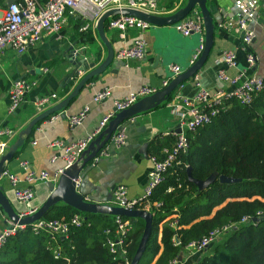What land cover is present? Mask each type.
Listing matches in <instances>:
<instances>
[{"label":"crops","instance_id":"0c3cea01","mask_svg":"<svg viewBox=\"0 0 264 264\" xmlns=\"http://www.w3.org/2000/svg\"><path fill=\"white\" fill-rule=\"evenodd\" d=\"M185 1L160 0V6L165 9L166 14H170L182 7ZM234 1H207L215 23L214 41L207 61L196 77L203 87L213 91L223 86L216 76L219 69H224L229 76H235L242 71L258 77L264 76V0H258L255 19L249 25L255 36L250 49L257 59L255 68L249 70L241 38L236 28L224 29L219 26L230 19L233 14ZM76 18L79 17L76 15L67 17L61 30L63 38L60 40L52 34H47L43 40L28 48L24 53H18L11 47L0 50V129L9 128L16 132L11 138L0 137V141H5L8 145L15 141L18 132L38 114L34 103L39 97L56 94L57 99L51 102L48 109L69 95L81 77L87 73L80 72L78 76L67 81L66 77L72 67L65 58V53L70 46L74 49L85 48L88 61H93L96 65L105 59L107 49L96 29L92 27L89 29L92 41H86L80 28L76 26ZM136 36L144 38L147 43L144 57L129 61L128 66L114 57L113 63L87 82L65 108L54 112L36 124L32 135L25 139L13 159L5 164L6 172L23 179L22 165L26 164L31 171H47L53 175L55 171L64 166V161L60 158L61 151L50 146L52 141L61 140L67 144L77 138L86 137L95 129L103 116L114 112L115 100L122 99L143 86L161 89L162 82L173 77L169 69L170 65H178L182 70L186 69L189 58L198 44V37L183 36L173 25H150L140 32L132 29L127 32L124 40L119 35L117 36L116 31L105 29V37L112 45L114 52L123 45L129 44ZM225 50L235 51L237 56L235 67L229 68L223 64L218 65L216 62ZM19 79L34 82L35 85L25 94L24 101L16 112L8 114V91ZM65 87L69 88L67 94H64ZM103 88H109L111 96L103 102H93L94 93ZM194 92V78H192L180 86L174 94L189 97ZM170 102L169 99L154 109L139 113L124 121L122 125L126 132L125 143L121 147H116L110 140L103 147V151H100L96 158L86 164L76 181L79 193L89 201L111 203L113 189L124 186L129 197L141 198L151 168L149 160L151 143L162 140L163 137H173L172 133L179 129V120L174 114L175 111L169 106ZM84 107H88L86 117L80 124L71 127L70 116ZM143 150L145 154L142 153ZM54 155L57 158L51 162ZM48 181H53V179ZM48 181H35L34 183L21 181L20 185L31 186L35 193L34 203L39 204L49 193L46 186ZM0 186L5 193L12 196L11 185L5 176L0 178ZM17 207L20 208L18 205ZM6 218L0 207V231L7 225ZM210 247L200 253L188 252L184 249L180 252L182 253L181 258L179 260L177 258L175 264H195L201 256L210 251Z\"/></svg>","mask_w":264,"mask_h":264},{"label":"trees","instance_id":"16d2710c","mask_svg":"<svg viewBox=\"0 0 264 264\" xmlns=\"http://www.w3.org/2000/svg\"><path fill=\"white\" fill-rule=\"evenodd\" d=\"M75 20L77 27L84 25L82 19ZM89 29L81 33L91 42ZM68 91L65 87L64 94ZM188 139L180 163L165 169L162 181L146 199L160 205L150 208L152 231L138 264H169L190 242L231 223L237 226L218 238L195 264H264V87L249 104L230 99L225 111L188 133ZM174 140L153 141L150 155L161 157V149ZM187 167L194 179L205 180L213 173L216 178L198 190L188 179ZM220 176L237 181L221 182ZM77 213L84 220L70 224L65 237L33 231L30 226L19 230L0 249V264H126L132 259L144 228L142 219L121 217L131 225L124 238V260L107 244L114 238L115 216L82 213L58 203L43 218L69 221ZM243 217L249 221L240 223ZM257 217L263 219L250 221Z\"/></svg>","mask_w":264,"mask_h":264},{"label":"built area","instance_id":"2783aa9c","mask_svg":"<svg viewBox=\"0 0 264 264\" xmlns=\"http://www.w3.org/2000/svg\"><path fill=\"white\" fill-rule=\"evenodd\" d=\"M0 3V50L11 47L18 53H24L31 46L36 45L47 34H52L57 40L63 38L61 32L67 17L77 16L84 21L80 31L87 28L96 29L97 20L107 11L113 9H133L151 15H165L166 11L160 6V0H13L9 5L5 0ZM258 0H235L230 19L221 23L219 26L224 29L236 28L240 35L247 69H253L256 66V55L250 49L254 40V32L250 29V23L255 19L256 10L258 9ZM150 24L143 19L127 14L109 15L104 27L109 30L118 32L121 39H125L129 30L135 29L143 31ZM175 29L183 36L192 34L198 35V44L189 58L188 66L194 64L204 49V29L202 18L197 8H194L185 18L174 25ZM147 43L144 38L136 36L129 44L120 47L114 54L116 60L128 66L129 61L139 60L144 57ZM226 67H235L237 56L233 50H225L220 58L216 61ZM170 71L173 77L182 72L178 65H170ZM217 78L223 84L222 88L213 91L203 87L194 77V94L192 96H182L174 94L170 98L169 106L175 111L179 120V132L172 133L175 138L174 143L169 147H163L160 151L161 157L149 155L151 168L148 172V180L144 187L141 198H131L128 196L127 189L124 186H118L112 191L111 203L125 209H146L150 211L152 205L158 207L160 204H150L146 199L152 190L162 181V173L165 169L173 164H179L180 154L187 152L189 148L188 133H193L196 129L205 123H208L213 117L219 115L228 108V101L236 99L242 104H249L254 96L264 87V76L258 77L247 71L237 73L235 76H229L224 69L217 70ZM172 77V78H173ZM171 78V79H172ZM170 78L162 82L165 87ZM34 82H27L19 79L9 88L8 91V108L7 113L13 114L24 101L25 94L34 86ZM230 87V88H227ZM157 89L153 86H143L122 99L114 101V112L108 113L102 117L95 129L86 137L77 138L70 143L64 144L61 140H54L50 143L51 147L59 149L60 158L64 161V166L54 172L53 175L47 171L34 172L23 164V179L17 175L3 172L1 177H6L13 190L14 199L23 204L27 209L20 213V217L30 215L35 212L36 207H31L35 199V193L31 186H21V181L34 183L35 181H56L63 169L72 164L87 148L89 143L107 126L108 122L114 117L115 113L123 110L138 99L151 95ZM111 96L109 88H103L94 93L92 101L100 103ZM57 99L55 93L39 97L35 103V109L39 113L47 109L53 100ZM88 107L73 114L69 118L71 127L80 124L86 117ZM16 132L9 128L0 129V137L11 138ZM116 147H121L126 140L125 127L120 124L111 136ZM8 143L0 141V155L6 152ZM103 150H101L102 152ZM57 156L51 158L55 161ZM96 158V157H95ZM52 176V178H51ZM0 177V178H1ZM145 200V203L142 202ZM260 214V213H258ZM84 220L80 213L74 214L69 221L62 219H44L43 217L33 222L31 227L33 231H45L50 235L65 237L69 231V225H79ZM249 219L243 217L240 223L247 222ZM252 222V219L250 220ZM116 231L114 238L107 240L110 251L116 253L119 258L126 260L127 250L125 248V236L130 230L131 225L128 220L115 216ZM7 225L0 231V249L6 240L15 235L19 230L26 228L25 225H19L9 221L6 218ZM236 223L223 226L220 229L211 231L208 235L202 237L199 241H193L186 245L188 252H203L208 249L218 238L229 232L231 228L236 227ZM109 233V230H107ZM175 244H177L175 242ZM176 259L169 262L175 264ZM129 262H126L128 264Z\"/></svg>","mask_w":264,"mask_h":264},{"label":"water","instance_id":"95a60500","mask_svg":"<svg viewBox=\"0 0 264 264\" xmlns=\"http://www.w3.org/2000/svg\"><path fill=\"white\" fill-rule=\"evenodd\" d=\"M207 1L208 0H186L185 4L182 7H180L173 13L165 15H151L133 9H113L105 12L97 20L96 31L107 49V55L102 63L98 65H96V63L93 61H88L85 55V48L74 49L73 46H70L66 50L65 58L72 67L70 73L66 77L67 81L72 79L74 76H78L80 72L87 73H85V75L81 77V79L69 95H67L63 100L51 106L50 108L37 114L34 118L31 119V121L24 129L18 132L15 141L8 145L7 150L4 154L0 155V177L5 171V164L12 160L16 155L18 149L24 144L25 139L30 135L33 126L39 121L47 118L54 112L65 108L71 101V99L79 93V91L86 85L87 82H89L95 76L101 74L103 71H105L108 65L113 63L115 52L112 45L105 37L104 29V22L109 15H117L122 13L143 19L151 26H171L185 18L194 8H197L202 18V25L204 29V49L201 52L199 58L194 62V64L188 66L186 69L182 70L181 73L170 79L165 87H162L151 95L138 99L129 107L116 112L114 117L108 122L107 126L89 143L85 151L72 164L63 169L57 180L46 182L47 190L49 193L45 200L41 203L35 204L34 201L31 203L32 208L36 207L34 213L26 215L24 217H20V213L22 211H25L27 207L14 199L13 190L12 196H9L0 186V207L2 208L9 221L19 225H31L33 222L44 217L46 212L53 205H56L58 203L68 205L82 213L106 214L125 218L142 219L144 221L142 235L138 242L136 251L132 259L128 263L138 264L143 256L147 242L151 235L153 213L146 209H125L123 207L115 206L110 203H98L89 201L77 190L76 181L78 180L79 174L86 166V164L89 161L93 160L103 149L105 144L110 141L111 136L118 125L122 124L124 121L139 113L154 109L160 106L162 103L168 101L180 86L194 78L195 75H197V73L204 66L213 46L215 32V23L208 9ZM12 2L13 0H5L6 5L11 4ZM177 132H179V129H177ZM145 146L146 145H144V147ZM142 153L145 154V150H143ZM187 175L189 181L193 182L197 186L198 190L206 188L216 178V173H213L205 180L194 179L191 175L189 167H187ZM219 180L221 182L237 181L236 179L226 176H220ZM17 205L20 208H18ZM261 219L263 218L257 217L253 218L252 221L258 222ZM174 241L178 243L177 239H174ZM181 255L182 253H179L178 260L181 258Z\"/></svg>","mask_w":264,"mask_h":264},{"label":"rangeland","instance_id":"374dc122","mask_svg":"<svg viewBox=\"0 0 264 264\" xmlns=\"http://www.w3.org/2000/svg\"><path fill=\"white\" fill-rule=\"evenodd\" d=\"M185 2H186V1H185ZM174 25H175V24H174ZM174 25H173V26H174ZM192 36H194V37H196V38L198 37L197 34H192ZM194 37H193V38H194ZM210 249H212V248H210Z\"/></svg>","mask_w":264,"mask_h":264}]
</instances>
